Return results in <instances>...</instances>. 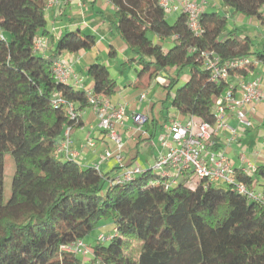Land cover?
<instances>
[{"label":"trees","instance_id":"obj_1","mask_svg":"<svg viewBox=\"0 0 264 264\" xmlns=\"http://www.w3.org/2000/svg\"><path fill=\"white\" fill-rule=\"evenodd\" d=\"M49 1L0 0V264H80L66 248L84 241L103 218L112 219L115 230L108 244L88 246L93 264H264V199L190 174L168 187L153 169L118 182L59 154L67 128L70 134L81 128V113L92 105L84 88L56 79L54 62L92 51L97 40L82 31L56 39L48 29ZM108 1L116 9L117 32L134 55L125 64L136 65L139 79L163 78L167 100L184 117L213 123L217 100L235 89L229 79L212 80L204 53L222 62L250 56L264 62V47L255 52L250 37L229 33L227 15L204 8L197 34L184 12L170 24L160 0ZM222 2L264 24V0ZM42 39L53 44L49 55L35 48ZM87 75L101 105L118 93L107 66L93 64ZM7 153L16 172L5 204ZM234 173L237 182L262 187L264 195V164L255 173Z\"/></svg>","mask_w":264,"mask_h":264},{"label":"crops","instance_id":"obj_2","mask_svg":"<svg viewBox=\"0 0 264 264\" xmlns=\"http://www.w3.org/2000/svg\"><path fill=\"white\" fill-rule=\"evenodd\" d=\"M51 1L52 3L47 9L48 29L56 39L72 31H82L96 37L97 45L92 51H81L63 56V59H66L72 65L73 71L82 78V88L87 92L92 91L93 81L87 75V72L91 65L101 64L100 55L102 52L108 53L110 57L112 56L115 59V65H113V60L109 61V58L105 62L107 65L102 64L109 68L111 76L120 86L118 93L106 101L109 110L113 112L122 106L126 112L123 123H116L114 131L121 136L124 143L121 154L124 158L125 167L147 169L148 164L151 165L150 161L153 159L155 162L159 153L162 152L160 138L165 133L167 126L176 119L185 121L189 116L184 117L172 106H169L170 100H167V93L164 91L167 82L163 78H157L154 82L149 76L139 79L136 65L129 66L125 64L131 59L130 49L117 32L116 9L108 0ZM197 1L208 10L215 8L214 0ZM229 11V8L226 7V15L230 14ZM245 18L240 14L237 16L238 22L244 23ZM248 22L252 23L253 21ZM229 33L233 35L239 33L251 39V32L248 30L241 32L240 28H229ZM263 37H259V43L263 42ZM42 41L44 47L41 53L49 55L53 44L46 39H42ZM111 50L113 51L112 54L110 53ZM254 57L253 59H257ZM119 62L121 63L118 64ZM79 63L85 65L82 72L77 70V64ZM85 70L88 79L83 74ZM254 80L259 81L260 89L264 91V62L262 61L244 75L237 73L231 75L229 81L235 87L236 98L242 96V83ZM70 84L74 86V82ZM143 94H146L144 100H142ZM173 95L174 92L171 96ZM243 111L251 126L245 127L239 123L235 112L228 111V123L238 129L236 141L226 146L225 139L229 137V134L225 131L220 132L217 138L218 145L216 149H225L231 160L233 170L246 168L248 163H251L254 167L264 164V98L255 106L246 105L243 107ZM135 113H141L148 117L149 120L144 127L140 128L133 121ZM81 118L83 126L74 129L70 135L72 140L71 149L79 154L76 160L85 168L100 165L101 172L110 178L119 177L123 168L114 158L104 159L107 151H111L113 155L119 153L116 144L111 139L110 132L99 127V119L92 107L84 110L81 113ZM156 141H159V145L156 144ZM149 152H151L152 159L145 158V155ZM242 154L245 156V161L242 159ZM258 190L259 192L263 191L262 187ZM84 241L89 247L93 246L91 242H87V239ZM81 263L93 264L92 255L81 257Z\"/></svg>","mask_w":264,"mask_h":264},{"label":"built area","instance_id":"obj_3","mask_svg":"<svg viewBox=\"0 0 264 264\" xmlns=\"http://www.w3.org/2000/svg\"><path fill=\"white\" fill-rule=\"evenodd\" d=\"M208 0H204L206 2ZM52 1L48 3V7ZM160 6L167 14L184 12L188 15L190 28L197 34H200L198 24L199 17L204 7L197 0H160ZM0 38H4L0 35ZM35 48L41 50L43 41L38 40ZM205 67L210 71L213 81H223L229 79L234 71L258 65L261 61L250 57H242L227 62H222L220 57L215 53L203 54ZM54 74L56 79L62 83L74 82V86L82 88V78L77 75L72 65L66 59H57L54 62ZM242 96L236 98L233 88L227 89L224 95L217 100L215 105V119L213 123L201 121L200 119L189 116L185 121L180 119L174 120L167 126L165 133L160 138L162 152L159 153L155 165L152 168L162 178L167 179V185H177L180 179L191 175L199 180H208L209 182H222L225 184H235L239 193L248 196L253 200H263L264 195L261 192L248 188L245 184L237 182L235 173L231 165L225 149H216L220 132H227L229 137L225 139V145L229 146L236 141L238 129L232 127L228 123V111L235 112V116L239 123L245 127L251 126L247 119L243 107L246 105L255 106L264 98V91L260 89L258 80L248 83H242ZM89 101L92 108L96 111L99 119V127L110 132L111 139L117 146L118 154L113 155L111 151H107L104 159L114 158L123 168L118 182L122 180H130L133 176L144 172L143 168H127L124 165V158L121 154L124 143L119 134L114 131L116 123H123L125 119V108L119 107L117 110L110 112L107 102L102 105L99 99L92 96L89 92ZM146 98V94L142 95V100ZM70 115L75 119L78 114L74 108H70ZM148 117L141 113L133 115L135 124L144 127L148 122ZM71 127L65 132V138L61 143L58 152L66 157L76 159L79 154L71 149ZM245 161V156L242 154ZM97 171L101 172L100 165H95ZM257 167L248 163L244 168L247 173H255ZM191 183V182H190ZM111 237L100 236L99 241H109ZM66 251L76 256L92 255L91 249L83 240L77 241L75 244L66 248Z\"/></svg>","mask_w":264,"mask_h":264},{"label":"rangeland","instance_id":"obj_4","mask_svg":"<svg viewBox=\"0 0 264 264\" xmlns=\"http://www.w3.org/2000/svg\"><path fill=\"white\" fill-rule=\"evenodd\" d=\"M214 6L215 8L210 9L211 12H218L220 14L226 15V6L223 4L222 0H214ZM229 12L230 14H228L227 16L230 17L229 19V27L230 28H240L241 32H245L246 30H248L249 32H251V39H252V43L254 44V51H261L264 45V39L262 43H259V37L260 36H264V25H261V22L257 19V18H245L246 21L244 23H242L241 21L238 22L237 20V16L238 13L235 12V10L233 8H229ZM113 14V13H112ZM179 14H168L167 15V20L170 24H174L176 22V20L179 18ZM253 21L252 23H249L248 21ZM150 37H152V35H150ZM264 38V37H263ZM100 53V51H98ZM129 55L130 58H133L134 55L131 51H129ZM256 57V56H255ZM254 57V58H255ZM109 58V61H114L113 65L116 64L115 59L112 58V56L110 57L108 53H101L100 55V63L101 64H105L107 65V59ZM250 58H253V56H250ZM121 62H119L118 64H120ZM84 66L83 64L79 63L77 64V70H79L80 72H82V70H84ZM129 66H135L134 64H129ZM83 74L86 76V79H88L87 75H86V70L85 72L83 71ZM154 82V80H153ZM164 91H166V93H168L167 89H164ZM166 96V95H165ZM169 106H171V101H169ZM156 144L159 145V141H156ZM145 158H151V152L147 153L145 155ZM151 165L148 164L149 166H147V169H152L155 165L154 160L152 159ZM16 172V165H15V160L14 157L12 155V153H7L5 155V159H4V203H8V201L11 199L12 195H13V181H14V175ZM221 187H224V185H220ZM219 186V187H220ZM215 188L218 187V185H214ZM260 189L259 187L256 188V191L259 192ZM115 229V223L113 222L112 219H107V218H103L99 221L98 226L86 237L87 242H91V244L93 246L98 244V238L100 236H105V237H111V235L113 234ZM104 244H108L107 241L104 242ZM87 245V244H86ZM88 246V245H87ZM78 260L81 263V257L83 256H77Z\"/></svg>","mask_w":264,"mask_h":264}]
</instances>
